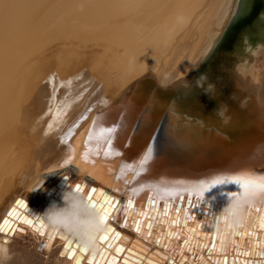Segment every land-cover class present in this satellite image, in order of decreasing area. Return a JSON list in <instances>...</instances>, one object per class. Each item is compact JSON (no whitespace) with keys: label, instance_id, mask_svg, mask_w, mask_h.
I'll use <instances>...</instances> for the list:
<instances>
[{"label":"bare ground","instance_id":"bare-ground-1","mask_svg":"<svg viewBox=\"0 0 264 264\" xmlns=\"http://www.w3.org/2000/svg\"><path fill=\"white\" fill-rule=\"evenodd\" d=\"M248 3L249 16L238 23L240 0H0V223L20 199L29 206L22 212L44 218L53 202L63 206L64 190L84 183L121 202L110 226L127 237L122 257L131 249L142 264H216L225 255L228 264H264L259 222L248 230L254 234L229 233L226 253L204 247L208 236L224 233L214 218L241 194L236 185L206 192L192 207L197 220L186 226L171 223L179 201L168 217L159 201L153 216L148 189L124 210L133 188L161 178L196 181L246 164L264 171V0ZM233 29L246 32L237 44ZM101 113L108 124L123 117L114 141L121 155L85 159L88 131ZM161 129L149 170L121 175ZM136 220L144 221L141 232ZM187 227L198 233L193 251L184 244ZM24 229L0 233V264H74L59 255L66 240Z\"/></svg>","mask_w":264,"mask_h":264},{"label":"snow or ice","instance_id":"snow-or-ice-1","mask_svg":"<svg viewBox=\"0 0 264 264\" xmlns=\"http://www.w3.org/2000/svg\"><path fill=\"white\" fill-rule=\"evenodd\" d=\"M249 3L248 0H240V10L237 13V19L248 12ZM261 28H264V17L261 18ZM139 126H137L138 128ZM124 130L123 117L119 121H114L110 124L106 123V114L101 113L92 122L88 135L86 138L87 152L85 153V159L89 158V155H100L101 153L105 158L120 156L121 153L117 150L114 141L118 138L121 131ZM163 130L159 133L153 134L150 137L149 143H147L138 157L137 161L133 164H123L120 172L124 175L126 170H134L139 175L141 172H147L149 170L150 163L154 160L157 152V139L158 135H161ZM131 140V138H129ZM68 161H66L67 163ZM261 168H264V163L261 164ZM119 178V177H118ZM222 185H236L239 187L241 194L230 197V200H238L241 196L251 197L255 204L246 207V217L241 225H232L227 221L224 222L225 231L221 234L219 231L215 235L210 237V245H204L208 251L226 253L227 249L224 246V241L228 239L229 233L235 236H247L254 234L253 230L259 222V228L264 230V171H256L251 165L246 164L240 170L234 172H221L217 173L210 178L186 181V180H168L165 178L159 179L158 182L141 185L140 188H133L131 190V196L124 205L126 215L128 210L133 207L132 196L139 194L144 189H148L152 195L148 198L149 208L154 209L153 216H157L159 209V201H164L163 215L168 217L171 215V207L173 202L179 201L180 207L177 209L176 218L171 221L173 225H187L189 220H197L192 214V207L194 204H199L206 192H209L212 188ZM76 190L82 191L87 194V198L91 203V206L97 208L102 213L103 221L109 225L107 231L100 236L101 250L100 258L97 260L96 253H93L89 258L88 264H142V258L139 257L131 249L127 250V256H121L125 253L126 249L124 242L127 237L122 240L121 233L116 231L110 226V219L114 213L119 209L121 202L113 195H110L106 191L96 187H89L84 183H77L75 185ZM187 201L188 208H183V202ZM21 209H29L28 203L23 199L17 200L15 206L7 214L2 223H0V233H15V231H24V226H28L34 233L41 237L47 236L49 241L55 240L57 237L61 241L66 240L63 244V251L59 253L60 256L74 259V264H83L84 254L88 253V249L81 247L79 242L75 239L66 238L64 234L58 229L49 230L43 217L34 215L31 212H22ZM181 213L183 214L181 216ZM140 216L147 218V212H140ZM215 219V218H214ZM207 220V219H206ZM167 222V221H165ZM219 223L218 221H216ZM144 221L136 220L135 231L141 232ZM19 225V229H18ZM125 227H128L127 221H125ZM147 228L151 230L153 223L148 222ZM188 237L184 240L185 246L190 251H193V238L198 235L196 228L187 227ZM150 235V232L145 233ZM178 232H168V236H178ZM199 235L205 236V232ZM217 241H220V247L217 249ZM160 239H157V243H160ZM259 243V241H258ZM45 248H51V244L43 245ZM250 253H245L249 255ZM259 256L264 257V251L258 253ZM182 260L186 262V257H182ZM203 262V257L200 258ZM148 264H156L154 260H149ZM175 264V262H174ZM216 264H228L227 256L223 259L218 258ZM232 264H236L233 260ZM244 264H249L245 261Z\"/></svg>","mask_w":264,"mask_h":264},{"label":"clouds","instance_id":"clouds-1","mask_svg":"<svg viewBox=\"0 0 264 264\" xmlns=\"http://www.w3.org/2000/svg\"><path fill=\"white\" fill-rule=\"evenodd\" d=\"M202 76L200 79H203ZM200 81H197L199 85ZM166 86V85H164ZM63 206L53 202L44 212V220L50 229H58L66 238L75 239L88 252L95 253L101 247L100 236L107 231L108 225L102 219V213L91 206L87 194L76 190L75 186L64 190ZM254 204L251 197L241 196L238 200H230L223 208V215L215 218L214 227H219L225 221L232 225L243 224L246 217V207ZM218 221L219 223H217Z\"/></svg>","mask_w":264,"mask_h":264},{"label":"rangeland","instance_id":"rangeland-1","mask_svg":"<svg viewBox=\"0 0 264 264\" xmlns=\"http://www.w3.org/2000/svg\"><path fill=\"white\" fill-rule=\"evenodd\" d=\"M248 2H249V0H248ZM249 10H250V7H249V9H248V12L245 14V15H243V16H241V17H239L238 19H239V21H238V23L239 22H243L244 20H245V18L247 17V16H249ZM239 12V11H238ZM235 18H237V13H236V15H235ZM235 20H237V19H235ZM233 23V22H232ZM233 25H235V24H232V28L234 27ZM233 38H232V41H231V43L232 44H237L238 42H239V40H238V38H242V37H245V33L246 32H244V33H239L238 34V32L237 31H235L234 29H233Z\"/></svg>","mask_w":264,"mask_h":264},{"label":"water","instance_id":"water-1","mask_svg":"<svg viewBox=\"0 0 264 264\" xmlns=\"http://www.w3.org/2000/svg\"><path fill=\"white\" fill-rule=\"evenodd\" d=\"M254 9H256V10L258 9V8H257V5H255ZM253 11H254V10H253ZM229 37H230V35H229V36H226V38H228V39H229Z\"/></svg>","mask_w":264,"mask_h":264}]
</instances>
